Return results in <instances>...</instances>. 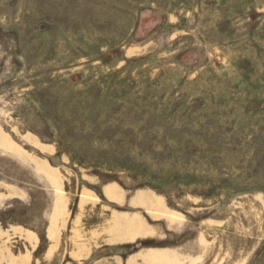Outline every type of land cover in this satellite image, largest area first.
I'll list each match as a JSON object with an SVG mask.
<instances>
[{
  "label": "rangeland",
  "instance_id": "rangeland-1",
  "mask_svg": "<svg viewBox=\"0 0 264 264\" xmlns=\"http://www.w3.org/2000/svg\"><path fill=\"white\" fill-rule=\"evenodd\" d=\"M0 192V264H264V0H0Z\"/></svg>",
  "mask_w": 264,
  "mask_h": 264
},
{
  "label": "crops",
  "instance_id": "crops-1",
  "mask_svg": "<svg viewBox=\"0 0 264 264\" xmlns=\"http://www.w3.org/2000/svg\"><path fill=\"white\" fill-rule=\"evenodd\" d=\"M104 187H105V191H107V193H109V194H116V192L118 191V189L116 188V186L114 184H107ZM8 198H9V195L0 192V201L1 202H3L4 200H6ZM2 206H3V204H2ZM63 207L64 206L62 204L61 205V210H60L61 213H62ZM58 225H59V223L56 220L51 222V224H50L51 232H54V230L58 227ZM34 234L37 236V233H34ZM51 241L54 242V240H51Z\"/></svg>",
  "mask_w": 264,
  "mask_h": 264
}]
</instances>
